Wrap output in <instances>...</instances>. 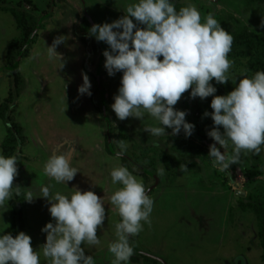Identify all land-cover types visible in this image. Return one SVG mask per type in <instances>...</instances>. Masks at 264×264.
<instances>
[{"label":"rangeland","instance_id":"rangeland-1","mask_svg":"<svg viewBox=\"0 0 264 264\" xmlns=\"http://www.w3.org/2000/svg\"><path fill=\"white\" fill-rule=\"evenodd\" d=\"M135 2L0 0V112L18 74L20 94L11 108L23 128L24 145L16 154L26 193L39 195V189L48 186L53 194L70 195L78 188L105 196L106 218L103 228L97 230L100 243L86 245L85 254L103 260L108 248V264H113L115 258L109 245L116 239L115 225L121 217L109 197L121 185L112 184L110 173L115 167L125 166L144 181L154 201L150 225L144 224L143 230L130 238L134 252L127 264H264V239L260 236L257 214L250 207H264V151L259 155L241 153L231 163L230 147L226 153L229 167L224 171L213 167L208 153L215 141L208 132L214 122L211 116H204L206 111H213L209 102L213 97L193 99L189 89L175 105L176 109L187 111L186 120L195 125L190 137L183 130L172 135L170 128L166 135L152 137L144 126L156 124L153 118L146 114L143 120L129 117L121 121L111 108L123 73L108 74L103 53L110 46L92 36L90 29L95 24L120 19L126 14L124 9ZM174 3L178 10L195 4L202 17L212 14L225 30L236 35L249 30L264 39V0ZM24 14L33 16L38 27L14 60L11 47L15 43L20 46L25 40L18 19ZM24 18L30 20L26 15ZM58 37L64 39L57 47L62 61L48 55V46ZM238 50L249 48H234L229 53V59L234 61L228 74L230 80L217 83L216 95L234 90L242 73L252 75L258 71L251 67V57L240 55ZM17 62L18 66L13 68ZM83 73L91 81L90 96L78 92ZM107 135L113 153L107 151ZM6 137V123L0 114V154ZM66 140L74 142L76 151L71 160L78 170L68 184L57 183L44 172L50 155ZM121 141L128 146L124 157L117 155ZM67 148L65 144L63 151ZM49 207L50 202L43 197L27 201L26 223L19 229L32 237L34 250L41 253V264H49L42 255L47 237L42 228L49 222L55 223ZM0 229L12 233L9 202L0 208Z\"/></svg>","mask_w":264,"mask_h":264},{"label":"clouds","instance_id":"clouds-1","mask_svg":"<svg viewBox=\"0 0 264 264\" xmlns=\"http://www.w3.org/2000/svg\"><path fill=\"white\" fill-rule=\"evenodd\" d=\"M124 10L126 14L120 19L95 24L90 29L92 36L110 46L103 53L108 74L123 73L111 105L117 118L143 120L147 114L157 122L144 126L150 136H164L170 128L172 135L183 130L190 137L195 125L186 120L187 111L176 109L175 105L191 89L193 99L213 97V111L204 113L214 122L208 132L215 141L208 153L213 167L221 171L229 167L226 153L230 147L231 163L241 153L259 155L264 151V70L252 75L242 73L239 83L227 95H216L217 88L212 83L213 79L218 84L230 80L233 35L212 14L202 17L198 7L191 3L177 10L174 0H136ZM63 42L62 37L56 38L48 46V55L62 61L57 47ZM78 92L92 94L87 73H83ZM65 144L67 151H63ZM118 147L117 155L127 152L123 141ZM75 151L73 141L58 145L45 164V174L57 183L72 181L78 172L71 160ZM17 161L16 156L0 154V208L19 194L18 190L14 193ZM110 176L112 184L121 185L109 197L121 220L115 225L116 239L110 243L109 251L115 258L113 264H127L134 252L130 238L137 236L144 224L150 225L154 201L144 181L127 167L113 168ZM39 191L35 196L28 192L25 200L32 202L43 197L50 202L49 212L55 223L49 222L42 228L47 233L43 257L49 264H95L93 256L85 254V246L100 243L97 230L103 228L106 218L105 196L78 188L70 195L53 194L48 186ZM40 256L29 234L21 231L13 236L0 229V264H41Z\"/></svg>","mask_w":264,"mask_h":264},{"label":"trees","instance_id":"trees-1","mask_svg":"<svg viewBox=\"0 0 264 264\" xmlns=\"http://www.w3.org/2000/svg\"><path fill=\"white\" fill-rule=\"evenodd\" d=\"M178 10V7H176ZM28 16L30 20L26 21L24 16ZM23 17H18L20 23L23 25L22 29L25 32V40L24 43L20 46L15 43L10 52L14 60L18 58L21 51L25 46L26 40L32 35L35 29L38 27L34 20V17L30 14H24ZM223 27V26H222ZM230 32V31H229ZM231 33V32H230ZM234 37L232 49L247 47L249 50H238V53L243 56H250V64L252 68L257 69L258 71L264 70V39L260 37L257 33L245 30L243 33L236 35L231 33ZM18 46L17 50H14L15 47ZM161 59H163L161 57ZM100 82L101 80L97 78ZM213 85L216 87L217 82L214 80ZM20 86H21V78L18 74H15L14 77V87L9 92L8 97L2 104V110L0 112L2 119L6 123L7 137L3 143V155L5 156H16V152L24 145V136H23V128L16 121L13 113L15 111L14 108H11V105H16L15 101L20 94ZM213 98H209V102H211ZM221 130L223 131L222 127ZM106 145L107 151L109 153H113V149L111 148L110 139L108 135L106 136ZM18 167V166H17ZM20 171L18 169V175L14 179V193L18 190L19 194L13 196L11 200H9L10 214H11V224H12V235L15 236L19 233L20 227L26 223V219L24 216V207L26 206L27 200H25L26 190L25 186L22 184ZM19 186L18 189L16 186ZM15 207H17V211L15 212ZM254 212L257 214L260 226V236L264 239V207L250 206ZM243 209H246V206L243 205ZM16 213L18 217H16ZM264 247V240L262 242ZM148 258V256H146ZM263 261H264V253H263Z\"/></svg>","mask_w":264,"mask_h":264},{"label":"crops","instance_id":"crops-1","mask_svg":"<svg viewBox=\"0 0 264 264\" xmlns=\"http://www.w3.org/2000/svg\"><path fill=\"white\" fill-rule=\"evenodd\" d=\"M121 220V218H120ZM108 251V248H106ZM106 251L105 256L103 257V260H100L97 255L94 256L95 264H108V252Z\"/></svg>","mask_w":264,"mask_h":264},{"label":"water","instance_id":"water-1","mask_svg":"<svg viewBox=\"0 0 264 264\" xmlns=\"http://www.w3.org/2000/svg\"><path fill=\"white\" fill-rule=\"evenodd\" d=\"M17 66H18V62L13 66V68H16ZM119 156H123L124 157V155H119ZM134 163H136V162H134ZM156 179H157V182H159V179L158 178H156Z\"/></svg>","mask_w":264,"mask_h":264}]
</instances>
